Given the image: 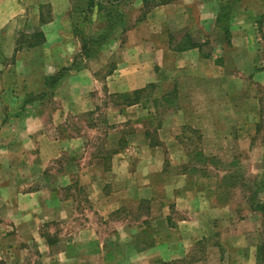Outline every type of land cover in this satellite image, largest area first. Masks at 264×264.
<instances>
[{
    "label": "crops",
    "instance_id": "obj_1",
    "mask_svg": "<svg viewBox=\"0 0 264 264\" xmlns=\"http://www.w3.org/2000/svg\"><path fill=\"white\" fill-rule=\"evenodd\" d=\"M225 1L139 18L134 0L85 54L104 10L0 0V264H211L189 256L216 234L229 256L212 264H252L233 201L183 142L190 126L224 144L249 136L229 118L260 122L264 0H235L229 32Z\"/></svg>",
    "mask_w": 264,
    "mask_h": 264
},
{
    "label": "rangeland",
    "instance_id": "obj_2",
    "mask_svg": "<svg viewBox=\"0 0 264 264\" xmlns=\"http://www.w3.org/2000/svg\"><path fill=\"white\" fill-rule=\"evenodd\" d=\"M106 3L110 5V2ZM76 4L77 6H81L83 0H74V7ZM135 9L134 6L131 7L129 4L121 7V10L124 11V16L127 15L129 17L131 15L133 16ZM95 10L96 9L90 10L87 13L85 12L86 14L81 15L84 17H92ZM131 11H134V13H131ZM147 13L148 11L144 10L143 6L138 17L142 18ZM227 25L229 32L228 21ZM112 32H114L113 29ZM258 93L263 98L260 103V122L249 123L251 119H246V121L242 119L244 124L247 123L242 125L241 123H237L234 118H229L228 121L225 122L228 127L232 126L231 128H233L234 131H236V128L239 126L245 133H249L248 137H241V139L237 141H235V137H231L222 144V142L219 143V141L216 140L217 137L214 138V136H211L204 138L201 129L194 126L187 127L188 129H185V134L183 135V142L189 143L192 145L193 150L195 149L193 152L195 164L200 165L198 167L202 168V172L205 169L206 173H209L208 178H210L213 186H219V183H221L220 188L224 196L228 198L230 202L233 201L231 203H233V207L237 209V214L240 216L239 219H241L239 223H235L234 229L241 233L242 238H247L249 241L248 243L253 246L252 264H264V262L259 263L257 258L258 245L264 241V215L263 211L258 209L257 206L259 203L264 204V86L258 88ZM235 143L242 144V146L235 150ZM220 145L222 147L221 150L219 149ZM204 148L206 152H204ZM192 172L194 171L192 170ZM247 204L251 208L254 207L256 213L250 215L249 208H246ZM255 207H257V209ZM178 213L184 216V214L178 211L175 217L178 216ZM255 221L259 222L257 230L253 229ZM202 241V247L195 251L197 253L193 251L195 249L191 250L192 256L190 257H201L205 259L206 262L211 260V264L216 263L215 261L219 259L221 261L224 259L228 261V251L227 249L224 250L217 243L219 242L217 234L216 236L211 235L210 238L205 237ZM234 242L236 243V241ZM189 258H187V260Z\"/></svg>",
    "mask_w": 264,
    "mask_h": 264
},
{
    "label": "trees",
    "instance_id": "obj_3",
    "mask_svg": "<svg viewBox=\"0 0 264 264\" xmlns=\"http://www.w3.org/2000/svg\"><path fill=\"white\" fill-rule=\"evenodd\" d=\"M134 0H83V4L81 6L75 5V10L79 11L81 14H86L90 10L96 9L97 11L104 10L107 14V25L102 35L98 39H94L93 37H83V47L85 48V54H89L94 46L97 44H103L106 42V37L109 31H111L115 26H118L123 21L124 11L121 10L123 5H128ZM144 3V10H151L153 7L161 4H166L173 2L175 0H142ZM235 0H227L225 2H220V10L218 14L219 25L222 26L226 31H228L227 21L232 12V6ZM106 2H110V5H107ZM111 6V7H110ZM86 12V13H85ZM87 19V17L85 16ZM119 23V24H118ZM94 45V46H93ZM141 90H137L136 93H140ZM264 204L259 203L258 209L263 211L264 215ZM257 208V207H256ZM190 257V256H189ZM257 258L258 262H264V241L259 244L257 250ZM190 260H194L193 258ZM195 261V260H194ZM191 261H189L190 263ZM165 264H173L172 262Z\"/></svg>",
    "mask_w": 264,
    "mask_h": 264
}]
</instances>
